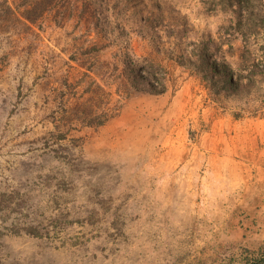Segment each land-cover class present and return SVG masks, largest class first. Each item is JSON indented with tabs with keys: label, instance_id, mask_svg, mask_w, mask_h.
<instances>
[{
	"label": "rangeland",
	"instance_id": "obj_1",
	"mask_svg": "<svg viewBox=\"0 0 264 264\" xmlns=\"http://www.w3.org/2000/svg\"><path fill=\"white\" fill-rule=\"evenodd\" d=\"M210 2L0 0V264L264 251V113L234 117L241 103L212 100L178 63L227 23ZM135 65L165 90L131 87Z\"/></svg>",
	"mask_w": 264,
	"mask_h": 264
},
{
	"label": "trees",
	"instance_id": "obj_2",
	"mask_svg": "<svg viewBox=\"0 0 264 264\" xmlns=\"http://www.w3.org/2000/svg\"><path fill=\"white\" fill-rule=\"evenodd\" d=\"M210 3L214 9L229 15L227 23L218 27L216 38L205 35L189 41L178 55V63L198 75L212 100L223 105L229 100L241 103L240 109L232 112L234 117L244 116V112L249 116H262L264 43L255 45L253 42H257L259 36L264 38V0H211ZM235 37L241 40L236 65L228 59L234 54L231 39ZM129 71L130 86L137 91L161 93L166 88L162 75L151 66L135 65ZM110 116L103 114V118L95 122L89 119V124L102 125ZM238 264H264V251L248 255Z\"/></svg>",
	"mask_w": 264,
	"mask_h": 264
}]
</instances>
